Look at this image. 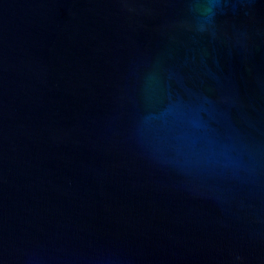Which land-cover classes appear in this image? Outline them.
Listing matches in <instances>:
<instances>
[{
  "label": "water",
  "instance_id": "1",
  "mask_svg": "<svg viewBox=\"0 0 264 264\" xmlns=\"http://www.w3.org/2000/svg\"><path fill=\"white\" fill-rule=\"evenodd\" d=\"M0 264H264V0H0Z\"/></svg>",
  "mask_w": 264,
  "mask_h": 264
}]
</instances>
